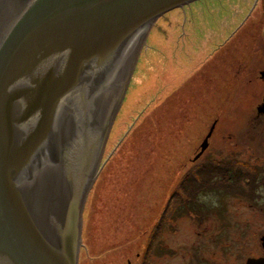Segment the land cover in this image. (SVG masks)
<instances>
[{
	"label": "rangeland",
	"instance_id": "rangeland-1",
	"mask_svg": "<svg viewBox=\"0 0 264 264\" xmlns=\"http://www.w3.org/2000/svg\"><path fill=\"white\" fill-rule=\"evenodd\" d=\"M251 1L194 0L156 20L85 202L78 264H124L118 254L141 251L152 232L160 233L155 244L167 239L170 264H188L191 252L208 254L213 237L216 249H230L225 261L219 251L212 257L218 264L244 263L256 249L264 207L223 189L220 168L214 178L206 170L212 160L249 153L240 143L230 151L229 140L246 138L251 152H264V129L252 126L263 88L254 75L264 65L257 45L264 22L259 6L246 16ZM214 120L210 145L192 164ZM200 166L208 186L189 199L183 183L191 184ZM153 260L163 264L161 256Z\"/></svg>",
	"mask_w": 264,
	"mask_h": 264
},
{
	"label": "water",
	"instance_id": "water-1",
	"mask_svg": "<svg viewBox=\"0 0 264 264\" xmlns=\"http://www.w3.org/2000/svg\"><path fill=\"white\" fill-rule=\"evenodd\" d=\"M192 1L0 0V264H78L140 52L160 16Z\"/></svg>",
	"mask_w": 264,
	"mask_h": 264
},
{
	"label": "flooded vegetation",
	"instance_id": "flooded-vegetation-1",
	"mask_svg": "<svg viewBox=\"0 0 264 264\" xmlns=\"http://www.w3.org/2000/svg\"><path fill=\"white\" fill-rule=\"evenodd\" d=\"M259 6V12H260V22L263 24L264 22V0H252L251 4L248 6L247 11H246V16L249 17V15L252 13V11ZM250 18V17H249ZM248 19V18H247ZM246 20H244L245 22ZM259 33V32H258ZM259 39L257 40V45L258 48H264V26L261 28L260 33H259ZM256 79H258L261 82V86L263 87L262 89L260 88L258 94L261 97L260 103L256 106V111L257 114L254 116V121L252 122V126L254 128L253 131L257 129H264V65L258 69H256L255 75ZM254 123V124H253ZM216 126V120H214L209 128L208 133L209 136L207 138V146L205 149L199 154L200 149H201V144L199 146V150L194 154V157L192 159V164L196 160H198L200 157L203 156L205 151L209 147V141L208 139L212 137L214 133V129ZM259 129V130H260ZM206 137V136H205ZM204 137V139H205ZM231 138V137H230ZM254 138V137H253ZM252 137L250 138L251 141L253 139ZM203 139V140H204ZM231 147L229 148L230 151H233L232 146L234 144H242L244 146L248 147L249 153H237L233 152L232 158L226 157L223 160H212L213 163L211 165H206V170L210 173L212 178H214L218 168L219 172H222L224 175L223 182L224 184L221 186L223 189H228L230 193H237L239 195H242L243 199H245V202L249 204L250 207L255 206V207H261L263 208L264 205H260V202H264V152H251L253 148L250 145V143L247 144L246 138L238 139L236 138L234 142L229 140ZM261 144V143H260ZM230 153V152H229ZM198 155V157H197ZM243 155V156H242ZM217 159V158H216ZM240 161V162H238ZM216 169V170H215ZM202 167L200 168H195L193 169V177L194 180L192 181L191 184L184 182V194L189 195L187 193L189 187L192 185L194 188H198V193L202 188L201 180L200 178L202 177ZM214 170V171H213ZM188 172V171H187ZM186 177H184V181L186 180ZM208 186V185H204ZM197 193V194H198ZM195 195V194H194ZM191 199L192 197L189 196ZM193 206L197 207L199 203H191ZM209 209V208H206ZM127 235V234H126ZM135 235V234H133ZM160 233L158 232H152L147 234V238H145L146 242L143 245V248L141 251L136 250L135 246H133V249L135 250L132 256H127V255H120L118 254L121 258H123L124 264H155V260H153L154 257H163V264H170L169 263V258H170V248L167 239L163 240L161 243L155 244L154 240L155 238L159 237ZM106 236V235H103ZM132 236V235H131ZM103 240H108L110 241H115L114 239H104ZM134 240V239H133ZM213 244V249L209 251V253H205L204 256L197 255L195 252L190 253V259H186L188 261V264H218L216 259H212V257L215 258L217 255V251H219L222 256L228 257V251L230 249H227L228 251L223 252L222 250L216 249L215 244L217 243V239L215 237L210 239ZM135 241V240H134ZM134 241L129 242L130 245L134 243ZM258 241V242H257ZM257 241L255 242L256 249L252 253H250V256H247L244 259V263L241 262V264H247V260L249 258L253 259H258L259 264H264V229H262L257 236ZM112 243V242H111ZM254 243V244H255ZM155 245V246H154ZM83 248V244L81 245V249ZM131 248V247H130ZM155 250V251H154ZM202 252V251H201ZM117 253L113 255V257L118 256ZM115 259V258H113ZM110 264H115V262H112ZM114 261V260H113ZM191 262V263H189ZM223 264V262L221 263ZM226 264H228V261H226Z\"/></svg>",
	"mask_w": 264,
	"mask_h": 264
},
{
	"label": "trees",
	"instance_id": "trees-1",
	"mask_svg": "<svg viewBox=\"0 0 264 264\" xmlns=\"http://www.w3.org/2000/svg\"><path fill=\"white\" fill-rule=\"evenodd\" d=\"M205 179H206V178H205ZM206 183H207V181H205V180L203 179V177H202V179H201V184H202V185H205ZM187 193H189V196L193 197L194 194H197V193H198V188H197V187L194 188V186L192 185L191 187H189ZM189 199H190V198H189Z\"/></svg>",
	"mask_w": 264,
	"mask_h": 264
},
{
	"label": "bare ground",
	"instance_id": "bare-ground-1",
	"mask_svg": "<svg viewBox=\"0 0 264 264\" xmlns=\"http://www.w3.org/2000/svg\"><path fill=\"white\" fill-rule=\"evenodd\" d=\"M120 109V108H119Z\"/></svg>",
	"mask_w": 264,
	"mask_h": 264
}]
</instances>
